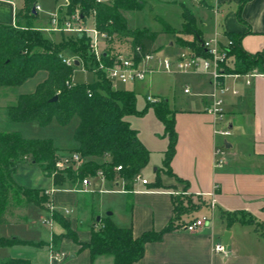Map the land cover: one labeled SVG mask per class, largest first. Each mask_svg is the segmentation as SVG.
<instances>
[{
    "label": "trees",
    "instance_id": "obj_1",
    "mask_svg": "<svg viewBox=\"0 0 264 264\" xmlns=\"http://www.w3.org/2000/svg\"><path fill=\"white\" fill-rule=\"evenodd\" d=\"M65 1L68 3L66 15H78L83 22L93 18L95 28L106 35L104 44L107 47L103 52V60L107 65H111L121 55L113 48L116 42L131 41V51L141 48V56L153 51L159 34L143 29L131 30L124 15L142 10L145 5L142 0H113L110 4L99 0ZM250 1L252 0L240 2L241 21V10ZM34 3L35 0H25L16 26L0 24V89L14 91L37 73L47 72L48 79L34 93L18 96L16 103L8 107V115L15 123L36 122L43 128L50 126L54 120L66 127L77 117L79 125L74 134L77 148L61 150L51 139H27L19 132H0V225L21 224L26 220L30 206L41 207L50 201L46 191L28 189L17 182L15 176L19 167L24 164L30 163L40 168L45 177L53 178L57 188L103 173L108 182L115 183L120 179L125 182L126 191H131L136 177L149 164L150 151L139 138L138 131L127 121V117H141L149 109H154L169 140L164 160V169L169 175H172L171 163L176 154L175 118L166 101L161 99L157 104L148 102L145 111L140 112L135 92L115 88L102 72L95 75L94 83L73 84L76 67H69L64 60L75 57L86 66L91 64L92 69L96 68L97 63L89 52L92 36L84 33L64 38L60 43L46 38L44 32L33 25L36 18ZM182 9V28L176 33L178 45L207 57L202 47L203 33L198 28L196 17L183 4ZM22 20L26 27L21 25ZM164 26L167 30V26ZM229 39L234 42L231 54L234 56L235 66L228 73L264 74L263 53L251 54L245 51L240 35H229ZM55 97L58 98L57 101L51 102ZM73 153L80 156L81 163L76 169L67 168L62 176L56 165L65 155ZM118 167H122L119 172ZM178 182L183 183L181 180ZM150 188L170 189L162 185L159 176ZM174 209L175 221L188 212L181 200L175 201ZM18 210L23 212L19 213ZM223 217L228 227L235 223L255 225L253 217L242 212L224 213ZM54 219L64 233L53 234L52 245L58 247L65 239H70L81 249L90 250L93 259L109 255L114 258V264H136L144 257L145 246L160 241L165 234L174 230L175 224L172 221L160 233H147L135 238L132 228H120L111 218H101L99 222L95 220L99 228L92 230L90 242L83 244L79 242L77 232L72 230L71 222L63 214L55 212ZM41 243L44 245V242ZM14 246L41 247L42 244L24 242L17 238H0V247ZM0 264L31 263L25 258H9Z\"/></svg>",
    "mask_w": 264,
    "mask_h": 264
},
{
    "label": "crops",
    "instance_id": "obj_2",
    "mask_svg": "<svg viewBox=\"0 0 264 264\" xmlns=\"http://www.w3.org/2000/svg\"><path fill=\"white\" fill-rule=\"evenodd\" d=\"M191 1H200L201 7L213 14V20L209 23L198 19L193 14L197 19L198 28L203 33V41L218 35L221 41L226 43L229 35H240L242 36L241 45L245 51L264 55V0H252L247 3L240 13L242 21L239 19L241 0ZM177 2L178 0H175L174 5ZM24 6L25 0L21 2L0 0V24L6 26L18 24V15ZM147 9L153 12L155 10L153 6ZM33 11L36 16L33 20L34 27L40 30L48 28L50 15L53 13L48 12L47 18H44L45 21L47 20L46 23L43 21L39 24L42 12ZM92 26L94 22L89 27ZM181 28L182 22L176 30ZM152 33L159 34L156 41L167 37L174 39L172 35L165 34L163 28L161 31ZM53 35H61L62 39L66 37V34ZM156 41L153 51H155ZM175 45L179 46L174 39L170 46ZM156 75L158 74L149 77L145 82L151 86ZM182 75L189 77L185 90L189 88L190 93L186 94L184 90L185 95L198 101L186 102L185 109L176 111L174 115L177 145L176 154L171 163L172 175L167 174L164 169L165 153L169 146L164 127V133L160 136L163 143V160L161 167L154 170L153 180L143 177L149 181L148 185L135 183L131 191L125 192L120 179L115 183L108 181L101 183L99 180H93L86 192L77 193L73 192L76 184H68L72 187L65 186L56 190L53 204L58 211H70L73 230L77 232L79 242L83 244H88L92 230L99 228L97 224L92 226L89 223L85 228H81L82 217L78 210L83 196L89 197L88 200L92 202L96 194L122 197L124 208L120 213L113 211V204L105 200L100 203L98 213L100 218H103V214L112 212L111 216L107 217L120 228H132L135 238H140L147 233H160L173 221L174 230L165 234L160 241L148 243L145 246L144 257L136 264H264V74L257 73V76L253 78L232 75L223 80L224 84L230 88V91L223 96V109L225 116L228 115L226 116L227 125H232V134L228 138L215 133L214 117L209 113L212 104L211 95L214 90L211 78L203 73ZM47 79L48 73L41 71L19 87L16 92L0 89L7 90L2 92L6 99L3 103L5 110L8 112V107L16 103L18 96L34 93ZM249 80L251 84L247 85ZM131 86L132 89L121 90L135 92L137 84ZM115 88L120 89L118 84ZM234 91L237 94H234ZM160 99H164L171 110L168 100L165 97ZM171 112L173 113L172 110ZM221 126L218 127L221 128ZM140 139L150 151V164L151 147L143 138ZM55 146L61 150L77 148V144L73 147H60L57 144ZM219 149H226V165L222 168L215 167V152ZM157 176L160 177L162 185L170 189L150 188ZM15 178L22 187L28 189L43 191L55 189L53 179L45 177L30 163L21 165ZM178 180L183 183H179ZM101 188L110 192H97ZM188 199L199 205V209L191 220L204 216L213 217L208 227L196 233H189L183 228L191 221L190 218H185V215L175 221V201L185 202ZM236 212L253 217L255 225L235 223L228 227L223 214ZM53 230L57 235L64 233L60 225L54 226ZM225 233L230 234L228 244L223 241ZM218 243L225 245L227 256L213 252V247ZM18 247L27 246L7 248L17 249ZM31 249L35 251L38 259L44 262L47 260V264H51L48 246L42 249ZM60 250L61 253H66L65 258L55 264H114L112 256H98L93 259L90 250H83L72 241L63 242ZM11 258L28 259L26 255H12ZM28 260L32 264L31 260Z\"/></svg>",
    "mask_w": 264,
    "mask_h": 264
},
{
    "label": "rangeland",
    "instance_id": "obj_3",
    "mask_svg": "<svg viewBox=\"0 0 264 264\" xmlns=\"http://www.w3.org/2000/svg\"><path fill=\"white\" fill-rule=\"evenodd\" d=\"M18 1L21 2V0ZM102 1H108L107 4H110L113 0H102ZM142 1L145 4L142 10L135 12H127L124 14L128 21V27L131 30L143 29V30H148L150 32H158L161 31V29L163 28L164 33L166 31L170 32L169 35H172L175 41L178 42L176 33L180 32L181 29L180 30H176V29H179L182 22V14H183L182 4L185 5V7L189 9V11L192 14H194L198 19H202L207 23L213 20V14L208 9L206 10L202 8L200 1L194 2L191 0H178L177 4L175 3V5H174L175 0H142ZM37 3L42 8V14H40L41 21L38 22L39 24L42 23L43 21L46 23L47 20L45 21L44 18H47L48 12L56 13L58 10H60V8L65 7L64 0H35L34 5ZM151 6L154 7L155 9L154 12L147 9ZM93 22L94 19L89 18L84 22V25L85 26L88 25L87 27L90 28L89 26H91ZM21 25L26 27L24 21L21 22ZM164 25L167 26V30ZM170 25L175 27L176 29H174ZM43 34L46 38H49L56 43H60L63 40L61 35H53L52 33H46V32H44ZM70 36H74V35L66 34L65 38L66 39L71 38ZM174 39H172L171 37H167L165 39L159 38L156 41V45H155L156 57L161 59L169 58L172 61H176L181 53H186L188 55L190 54V51L187 50L189 48L179 49L180 47L176 45L171 47L170 43L172 40L174 41ZM187 39H191V37H187ZM130 42L131 41L128 40L125 43L116 42L113 44V48L117 53H121L122 56L127 57L129 56V53L131 51ZM106 47L107 45L102 42L101 49L105 50ZM160 74L161 73H158V75L154 76L151 86L149 85L148 82L137 84V87L135 89V94L137 96L138 111L140 112L145 111L148 105L147 97L149 95L155 97H160V96L163 98L165 97L169 102L171 110L173 111V116L175 115L176 111L180 109H185L186 102L192 100L198 101L190 96L189 97L186 96L184 93L185 86L186 84H188V79H189L188 76L178 73L172 76H164ZM95 80H96L95 74L93 72L86 71L82 64H80L75 68V72L73 75L74 84H91L94 83ZM118 88L132 89V86L118 84ZM6 91L7 90H0V131H5L7 133L19 132L23 135V137L27 139H51L55 144H57L60 147H73L74 145H76V142L74 140V134L79 125V119L77 117H75L71 121V123L66 127L59 125V123L55 120L50 126L46 128L41 127L36 122L29 124H23V123L17 124L11 121L8 112L5 110L3 106V103L6 102V99L4 98L3 96L4 94H2V92H6ZM16 91L17 89H15L12 92H16ZM226 116L228 115L226 114ZM226 116H225V120L227 123L228 120ZM126 119L127 121H129L132 128L138 131L139 138H143V140L147 142L151 147L152 150L151 163L142 171L141 175L145 178L153 180L154 170L156 168L161 167V163L163 160V153H162L163 143L161 142L160 136L163 135L164 133V126L156 118L154 109L152 108L149 109L144 116L141 117L130 116L127 117ZM221 128H224V124H222ZM153 138H157V139H153ZM35 167L41 171L40 168H38L37 166ZM60 173L63 176V173L62 172ZM77 182H72V184H76ZM65 186H70V188L72 187L71 185L68 184H66ZM55 189L57 190L58 188L55 187ZM88 198L89 197L87 196L82 197L81 205L78 210L80 217H82L81 228H85L87 223H89L92 226H95L96 224L98 225V223H96L95 220L101 217L98 212L100 211L99 209L101 205L100 203L104 202V200L105 202L108 201L110 204L112 203L113 211H116L117 213H120L121 209L124 208L122 203V197L119 196L96 194L94 196L93 202L88 200ZM49 202L41 207L32 206L28 214L26 215V220L21 224L0 225V238H4V239L17 238L20 241L35 242V243H39V242L49 243L50 241L51 242L48 245H45V243L44 245L43 243H40L42 244L41 247L27 246V247H18L17 249L0 247V263L11 258L12 255H26V258L30 259L32 264H47V260H45L44 262L41 259H38L37 255H35V251L31 248L42 249L48 246L49 254L50 251L54 253L56 252L61 253L60 250L61 244L66 240L72 241L70 239H65L61 244H59L58 247L52 245L53 246L52 249L50 248L52 244L51 236H53L55 232L54 230L51 231L49 226L40 223V217L48 216L51 211L49 207L50 204ZM183 204L185 208L188 210V212L185 214V218L188 217V219L190 218L189 220H191V218H194L195 212L199 208V205L197 203H194L193 201L188 202L186 200L185 202H183ZM128 208L130 209V206H128ZM56 211L63 214V216L67 218L68 221H70L72 215L70 214L66 215L64 211H58V210ZM17 212L22 213L23 211L18 210ZM110 213L112 214V212H107L106 214H103L102 217L106 218ZM57 225L59 224L54 219L53 227L54 226L57 227Z\"/></svg>",
    "mask_w": 264,
    "mask_h": 264
},
{
    "label": "built area",
    "instance_id": "obj_4",
    "mask_svg": "<svg viewBox=\"0 0 264 264\" xmlns=\"http://www.w3.org/2000/svg\"><path fill=\"white\" fill-rule=\"evenodd\" d=\"M65 7L60 8L56 13L50 15L49 27L42 29L41 31L52 33V34H90L92 36V42L90 44V55L95 59L97 67L92 69L91 64L86 66L77 58H66L64 62L69 67H77L80 64L84 66L86 71L93 72L95 75L98 72H102L106 75L107 79L112 82L114 87L117 84L121 85H135L138 83L145 82L149 77L161 73L173 75L176 73H203L204 75L211 78L214 86L213 93L211 95L212 104L209 109V113L214 117L215 133L228 138L232 132L228 128L225 120V113L223 109V96L230 91L223 80L228 76H239V74L228 73V70L234 69L235 59L231 54L234 47V42L230 39L226 43L221 41V38L216 35L212 39L205 40L202 42V47L207 53V57L197 55L196 52L190 50V54L181 53L176 61H172L169 58L161 59L156 57L155 51H151L148 54L142 55V49L137 48L135 52L130 51L129 56L124 57L119 55L111 65H107L103 60V52L101 49L102 42L106 40V35L99 32L95 25L88 28L84 25L82 18L78 15L68 16L65 14L68 3L64 0ZM34 10L36 12H42L40 5H35ZM16 26V24L14 25ZM140 55V57L138 56ZM247 78H253L257 76V72H252L244 75ZM250 80L247 81V85H250ZM186 94L190 93V89L185 90ZM234 94H237L234 91ZM160 98L149 95L147 101L151 104H157L160 102ZM224 124V128H219V125ZM81 163L80 156L78 154L65 155L56 165L58 171L63 172L67 168L72 167L76 169ZM226 165V151L219 149L215 152V167L222 168ZM122 167L117 168V172L121 171ZM93 180H99L101 183L107 181L103 173H99L96 177L85 178L82 182H77L73 189V192L82 193L86 192L91 187ZM135 183H141L146 186L149 181L143 178L142 175L136 177ZM124 191L125 182L122 181ZM81 186V187H80ZM99 193H107L103 188L98 189ZM56 193V189L46 191V195L50 197V213L48 216H42L40 223L49 226L50 230L53 231L54 225V213L57 212L53 204V196ZM214 209V205H212ZM66 215L70 214V211L64 210ZM213 217H201L192 219L188 224L184 225L183 228L189 233H196L199 230L208 227L212 222ZM52 244L50 248L52 249ZM215 254L228 255L224 244L218 243L213 247ZM65 257L64 253L51 252L49 254V260L51 264L59 263Z\"/></svg>",
    "mask_w": 264,
    "mask_h": 264
},
{
    "label": "water",
    "instance_id": "obj_5",
    "mask_svg": "<svg viewBox=\"0 0 264 264\" xmlns=\"http://www.w3.org/2000/svg\"><path fill=\"white\" fill-rule=\"evenodd\" d=\"M77 66H78V63L76 64ZM57 97H55V98H53L52 100H51V102H55V101H57ZM228 128L231 130L232 129V125L231 124H228ZM108 216H111V213L110 214H108ZM101 220V218L99 217V218H97V221L99 222ZM229 236H230V234L229 233H225L224 234V236H223V241H224V243L225 244H228V242H229Z\"/></svg>",
    "mask_w": 264,
    "mask_h": 264
}]
</instances>
